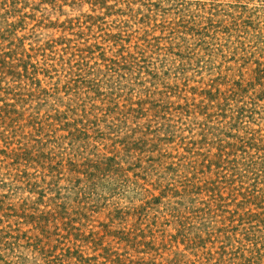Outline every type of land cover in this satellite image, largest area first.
I'll use <instances>...</instances> for the list:
<instances>
[{
	"label": "rangeland",
	"instance_id": "rangeland-1",
	"mask_svg": "<svg viewBox=\"0 0 264 264\" xmlns=\"http://www.w3.org/2000/svg\"><path fill=\"white\" fill-rule=\"evenodd\" d=\"M0 264H264V0H0Z\"/></svg>",
	"mask_w": 264,
	"mask_h": 264
}]
</instances>
